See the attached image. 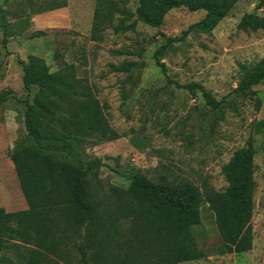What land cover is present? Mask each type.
<instances>
[{"label":"rangeland","instance_id":"374dc122","mask_svg":"<svg viewBox=\"0 0 264 264\" xmlns=\"http://www.w3.org/2000/svg\"><path fill=\"white\" fill-rule=\"evenodd\" d=\"M67 1L66 7L51 10V0H0L12 25L29 23L23 35L10 38L7 48L0 28V208L28 209L9 153L26 136V101L32 102L36 92L25 89L18 59L37 55L52 72L76 64L79 76L89 80L107 105L110 125L123 137L87 148L92 159L102 161L100 178L106 185L127 189L129 177L139 171L155 182L168 178L224 191L223 167L252 138L258 151L253 249L220 254L215 218L204 202L202 221L192 230L207 258L182 264H264V81L252 88L253 98L234 92L264 57V31L237 28L244 14L264 15L260 0H240L210 34L189 32L204 18L202 11L172 10L161 28L137 22L134 30L117 33L123 11L133 14L127 24L137 20V0ZM37 31L47 36L30 39ZM168 39L180 40L163 49ZM110 64L134 66L129 73H113ZM169 79L181 86L202 84L218 100L226 98L224 119L206 105L201 92L177 88ZM0 264L20 263L1 253Z\"/></svg>","mask_w":264,"mask_h":264},{"label":"trees","instance_id":"16d2710c","mask_svg":"<svg viewBox=\"0 0 264 264\" xmlns=\"http://www.w3.org/2000/svg\"><path fill=\"white\" fill-rule=\"evenodd\" d=\"M125 4L127 0H108ZM240 0H137V18L127 24L132 13L123 11L115 32L135 29L137 22L161 28L166 16L177 9L205 12L189 32L210 34ZM50 9L68 5L67 0H51ZM264 7L260 0L258 9ZM28 21L12 25L0 9L2 44L23 35ZM238 30L264 31V15L247 13ZM43 31L30 39L46 37ZM180 39H168L163 49ZM182 40V39H181ZM26 90H36L26 101V136L9 153L28 209L8 212L0 208V254L10 253L20 264H182L207 258L199 249L192 228L201 223L205 202L214 215L222 241L219 252L241 254L253 249L257 149L251 138L223 167L228 184L216 191L204 184L180 183L162 178L155 182L141 172L130 177L127 189L106 185L100 178L104 166L92 159L87 148L115 142L123 136L107 116L88 79L79 76L72 63L52 72L45 59L29 55L18 59ZM166 73V67L158 61ZM133 64H110L113 73H129ZM264 81V57L247 71L237 95L255 96L253 87ZM170 85L201 92L207 106L225 117L226 98L218 100L202 84ZM7 93L1 95L2 99ZM260 104V102L258 101ZM264 135V132H263Z\"/></svg>","mask_w":264,"mask_h":264}]
</instances>
